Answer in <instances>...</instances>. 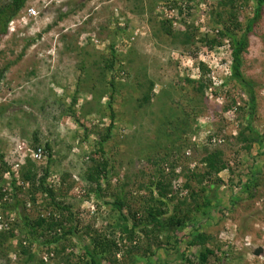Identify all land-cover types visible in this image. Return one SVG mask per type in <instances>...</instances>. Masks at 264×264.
<instances>
[{"label": "rangeland", "instance_id": "1", "mask_svg": "<svg viewBox=\"0 0 264 264\" xmlns=\"http://www.w3.org/2000/svg\"><path fill=\"white\" fill-rule=\"evenodd\" d=\"M151 1L28 0L25 9L35 6L40 15L28 19L26 27L19 23L18 32L0 38V67L9 64L0 89V154L13 169L16 165H22L26 155L36 147V138L41 146L50 143L56 163L52 166L49 183H53L55 189L68 193V197L81 201L88 183L79 175L85 176L89 166L84 163L82 155L90 150L81 143L82 135L77 136L80 125L60 115L63 105L60 107L59 103L65 106L69 104L70 96H66L72 94L71 86L78 81L79 65L91 67L90 64L97 59L95 54L104 52L106 55L103 48L116 38L115 24L126 27V40L121 42L119 50L123 54L122 58L132 63H125L127 72L121 79L129 86L114 103L117 127L113 129L106 150L116 160L113 163L116 176L111 181L108 199L124 188L131 204L138 207L135 197L138 196L139 184L147 183L149 175L154 172V166L146 159L148 143L156 139L160 124L154 115L159 118L171 112L176 117L184 114L191 129L189 133L181 135V140L176 144H186L189 148L179 155H171L173 158L180 157L177 171L183 167L202 168L199 160L205 154V146L225 151L226 159L233 163L234 173L223 172L220 175L225 185L222 184L216 190V196L220 206L228 211L225 217L218 210L212 213L214 219L209 223V231L217 233L220 241L232 245L228 251V264H264V145L245 152L236 140L241 130L239 123L244 117L243 112L235 113L234 110L244 105L246 94L235 82L229 84L228 92L223 89L218 91L219 97L209 90L206 94L208 102H205L207 109L202 107L205 104L202 97L185 82L186 77L198 78L197 68L205 64L210 71L206 76L211 78V89L215 91V86H219L223 76L228 74L225 68L230 63L229 48L211 50L198 42L188 47L173 43L162 33L160 26L166 1L170 0H163L162 5L158 6L161 3L159 1L154 7ZM214 2L193 1L198 7L192 10L187 24L199 29L197 40L206 32L212 33L209 31V12L216 7ZM62 12H66L67 17L58 20ZM240 13L243 20L251 14V10L242 9ZM95 71L97 68L93 73ZM243 71L245 78L254 83L258 101L254 125L264 135V13L262 22L249 37ZM141 72L147 73L156 88L151 103L138 109L139 100L147 90L146 83L142 89L137 84L139 81L144 82ZM108 95L104 96L103 102L107 101ZM83 97L79 106L86 108L93 103L94 95L88 91L83 92ZM233 99L237 104L234 107ZM82 120L87 128L94 126L101 133L110 124V118H103L100 114ZM74 134L76 139L73 138ZM213 134H217L216 138L223 142L213 144L210 141ZM175 138L176 135L172 140ZM159 154L163 156L164 152L159 151ZM46 164L43 159L36 162L39 174ZM254 170L261 172V185L255 192L256 198L249 201L245 197L238 198V205L232 206V201L240 195L241 187L232 189L230 179H236L233 175L240 172L242 183H247V178ZM15 174L20 176L19 172ZM8 176L4 174L5 178ZM257 177L259 180V174ZM71 184L74 187L69 189ZM140 194L145 195L142 192ZM23 198L27 199L28 196L24 195ZM37 198L40 204V193ZM99 205L86 200L77 207L74 220L79 232L87 229L106 232L105 217L110 209L103 206L99 210ZM48 212L50 209L43 211L45 214ZM29 214L32 218L36 216L30 209ZM219 218H222L223 223L216 226ZM187 235V231H177L179 244L176 249L165 244L159 250L150 240L140 237L139 248L135 251L137 264H181ZM58 247L61 249L62 246ZM148 248L155 250L156 255L151 257ZM259 248L263 252L257 256L255 251ZM70 249L56 258V263H63ZM37 252L41 255L43 249ZM12 257L16 261L15 256ZM118 258L122 260L121 264H131V259L128 256L124 258L121 252ZM212 262L215 264L216 261Z\"/></svg>", "mask_w": 264, "mask_h": 264}, {"label": "trees", "instance_id": "2", "mask_svg": "<svg viewBox=\"0 0 264 264\" xmlns=\"http://www.w3.org/2000/svg\"><path fill=\"white\" fill-rule=\"evenodd\" d=\"M159 1L163 0H152L150 4L154 7ZM193 1H166L165 12L163 11L165 15L160 23L161 31L173 43L185 47L198 42L212 50L229 44L228 74L223 76L221 84L215 86V91L212 90V93L219 97L218 91L223 89L228 92V86L232 82L242 88L247 100L243 106H237L234 110L235 113L243 112L244 117L239 123L241 130L236 140L245 152H251L256 146L262 148L264 135L254 125L258 105L255 87L252 81L245 78L243 67L244 55L249 49V37L263 19L264 0H214L216 7L209 12L211 25L209 31L212 33L206 32L198 37V40L196 34L199 29L187 24L193 14L192 10L198 7ZM27 2L28 0H0V38L7 35L10 21L25 9ZM242 9L251 10V14L245 16L243 20L240 13ZM167 14H171L170 17ZM64 17H67L66 12L60 13L58 20ZM115 27L116 38L103 48L106 55L104 52L95 54L97 59L90 64L91 67L87 64L79 65L78 81L71 86L72 94L66 96H70L69 104L65 106L59 103L60 107L63 105L60 115L69 117L80 125L81 129L77 132V136L82 135L81 143L86 144L90 150L82 155L84 163L89 166L85 176L79 175L88 183L81 201L77 202L76 198L68 197V193L55 189V185L49 183L52 166L56 163L50 143L46 142L41 146L38 138L35 139L38 145L34 146V150L42 148V159L47 162L41 174L38 172L36 162L27 155L24 164L19 167L20 176L17 177L4 160V156L0 154V224L3 225L0 228V264H53L54 262L55 264H121L122 260L118 258L120 252L124 258L128 256L131 259V264H137L135 251L139 248L140 237L150 240L158 250L165 244L176 249L179 244L177 231L189 233L184 251L181 253V264H214L212 260L216 261L215 264H228V251L232 245L230 242L220 241L217 233L209 231L208 227L214 219L212 213L215 210H218L223 217L228 211H224L220 206L216 190L222 184L225 185L220 176L223 172L234 173L233 163L226 159L225 151L222 149L212 150L205 146V154L199 160L202 168L183 167L177 171L180 167V157L173 158L171 155L173 153L179 155L189 148L186 144H176L181 140V135L189 133L191 129L184 114L176 117V114L171 112L159 118L154 115L160 124L156 139L148 143L146 158L148 163L154 166V172L149 175L147 183L139 184L138 196L135 197L138 207L136 204H131L124 188L108 199L111 181L114 175L116 176L113 165L116 160L109 156L106 150L108 142L112 139L113 129L117 127L114 103L117 97L121 96L122 91L129 86L121 79L127 72L125 63H132L131 60L126 62L119 50L121 42L126 40L124 35L126 27L116 24ZM95 68L97 71L93 73ZM197 69L198 78L186 77L185 82L202 97L205 103L208 102L207 91L213 85L211 78L206 76L210 71L205 64H200ZM8 70L9 64L0 67V89ZM144 70L147 72L146 68ZM140 74L143 75L144 82L139 81L137 84L142 89L146 83L147 90L139 100L138 109L145 108L151 103L156 88V84L148 78L147 73ZM84 91L94 95L93 103L86 108L79 106L84 98ZM108 93L107 101L103 102L102 99ZM232 105L233 107L237 105L234 99ZM202 107L208 109L206 103ZM95 114L110 118V124L104 133L97 131L94 126L87 128L82 120V118L90 119V116ZM174 135L176 138L172 140ZM77 136L74 134L73 138L76 139ZM214 137H217V134H213L210 139ZM159 151L164 152V155L161 156ZM260 173L259 170L251 171L247 183H242L240 172L233 175L237 180L230 179V187L241 188L240 195L236 196V199L233 198L235 200L232 201V206L238 205V198L245 197L248 201L256 198L255 192L257 193L256 190L261 185ZM4 174H9V177L5 178ZM68 187L70 189L74 185ZM141 192L145 195L140 194ZM39 193L42 197L40 204L37 198ZM24 195L28 198H23ZM86 200L100 204L99 210L103 206L109 207L110 211L105 217L106 232L94 229L79 232L74 219L77 207ZM29 209L36 213L35 218L30 216ZM49 209L50 212L43 213ZM222 218L217 220L216 226L222 225ZM59 245L62 246L61 249ZM69 248L71 249L67 253L65 262L62 260L63 263L61 261L56 263V258ZM38 249H43L41 255L38 254ZM147 251L151 257L157 253L151 248ZM12 256H15L16 261ZM45 256H48L47 261Z\"/></svg>", "mask_w": 264, "mask_h": 264}, {"label": "built area", "instance_id": "3", "mask_svg": "<svg viewBox=\"0 0 264 264\" xmlns=\"http://www.w3.org/2000/svg\"><path fill=\"white\" fill-rule=\"evenodd\" d=\"M39 15V12H38V10L35 8V7H29L27 10H26V13L24 14V15H22L21 16V20L23 21V22H26L27 21V18H30V17H36V16H38ZM10 30L11 31H14L15 30V21H12L11 23H10ZM228 67H229V64H228V66H227V68H225V70L226 71H228ZM210 91L212 92V89H210ZM213 94V93H212ZM211 142L213 143V144H220V143H222L223 141H221V140H218L216 137H214V138H212L211 139ZM28 154H30V157L34 160V161H41L42 160V157H43V150H42V148H38L37 150H33V151H31L30 153H28ZM27 156V155H26ZM25 157V156H24ZM26 158V157H25ZM23 160H25V159H23ZM25 162V161H24ZM24 164V163H23ZM21 165H16L13 169H11L13 172H15V173H18V170H19V167H20ZM9 175V174H8ZM9 177V176H8ZM4 226H6V225H4ZM3 227V225H1L0 224V228H2ZM45 260L47 261L48 260V256H45Z\"/></svg>", "mask_w": 264, "mask_h": 264}, {"label": "clouds", "instance_id": "4", "mask_svg": "<svg viewBox=\"0 0 264 264\" xmlns=\"http://www.w3.org/2000/svg\"><path fill=\"white\" fill-rule=\"evenodd\" d=\"M30 7H35V6H30ZM29 8V7H28ZM28 8H26V9H24L16 18H14L13 20H11L10 21V23L12 22V21H15V30L14 31H11L10 30V23H9V26H8V33H7V35L8 34H11V33H13V32H18V30L16 31V29L19 27V23H21V25L23 24L25 27L26 26H28V23H27V21L26 22H23L22 20H21V16L22 15H24L25 13H26V10L28 9ZM36 8V7H35ZM37 9V8H36ZM39 12V11H38ZM39 15H40V12H39ZM38 15V16H39ZM169 17H170V15L171 14H167ZM38 16H36V17H30V18H27V20L28 19H31V18H33V19H35V18H37ZM186 26V25H185ZM228 46V48H229V56H230V46H229V44H227V45H224V46H222V47H218V48H225V47H227ZM230 64V63H229ZM228 72V71H227ZM34 150V149H33ZM28 155H30V154H28ZM27 157V156H26ZM32 159V158H31ZM33 160V159H32ZM35 162H37V161H35ZM8 163V162H7ZM11 167V166H10ZM12 171V170H11Z\"/></svg>", "mask_w": 264, "mask_h": 264}, {"label": "water", "instance_id": "5", "mask_svg": "<svg viewBox=\"0 0 264 264\" xmlns=\"http://www.w3.org/2000/svg\"><path fill=\"white\" fill-rule=\"evenodd\" d=\"M262 252H263V249L262 248H259L258 250L255 251V254L258 256Z\"/></svg>", "mask_w": 264, "mask_h": 264}, {"label": "flooded vegetation", "instance_id": "6", "mask_svg": "<svg viewBox=\"0 0 264 264\" xmlns=\"http://www.w3.org/2000/svg\"><path fill=\"white\" fill-rule=\"evenodd\" d=\"M67 4V3H66Z\"/></svg>", "mask_w": 264, "mask_h": 264}]
</instances>
